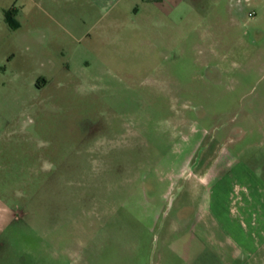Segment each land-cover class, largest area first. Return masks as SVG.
Wrapping results in <instances>:
<instances>
[{
  "label": "rangeland",
  "instance_id": "rangeland-1",
  "mask_svg": "<svg viewBox=\"0 0 264 264\" xmlns=\"http://www.w3.org/2000/svg\"><path fill=\"white\" fill-rule=\"evenodd\" d=\"M69 1L0 0V264H246L209 219L264 179V0H147L104 44L60 24ZM202 202L224 241L194 260Z\"/></svg>",
  "mask_w": 264,
  "mask_h": 264
},
{
  "label": "crops",
  "instance_id": "crops-1",
  "mask_svg": "<svg viewBox=\"0 0 264 264\" xmlns=\"http://www.w3.org/2000/svg\"><path fill=\"white\" fill-rule=\"evenodd\" d=\"M70 1L72 8L68 10L59 9L57 11L58 19L65 28L74 30L73 38L79 44H82L84 39H88L86 44H89V36L93 39V44L108 42L105 39L109 41L113 39L112 41L118 43L124 42L125 36L123 32L119 31L120 27L126 23L127 18H130L134 12L140 11L141 5L150 3L147 0ZM69 32H71V29H69ZM209 161L210 163L205 165L204 170L200 171L199 174L192 173L196 177V182L191 188L192 195L202 193L200 187L195 184L204 183L207 186L210 180L217 181V179L220 180L225 177H222V173L224 172V166H227L225 165L226 161L222 160L221 157H212ZM231 164L232 162L229 165ZM234 165H236V169H240L241 164L238 161L232 164V166ZM242 168L244 169V167ZM235 172L231 170V176ZM238 190L243 191V194L238 197L239 200L230 203L229 219L222 220L218 216H212L209 222L214 225L216 232L218 230L222 231L223 224L227 222L229 225L237 226L240 230V235H225L229 243L228 247L231 249L235 260H245L244 263L246 264H264V179L255 175L247 186L241 189L238 188ZM208 191L210 193L211 190L208 188ZM214 193L215 191L212 192L213 197L210 199L212 202H214ZM209 202L206 204L202 202V207L200 208V204L198 205L199 211L197 213L195 211V215L183 219L184 229L188 228L191 232L189 237L186 236L187 243L184 248L188 254H191V259L194 260L202 254V247L204 248L203 251L206 250L204 245L207 240L213 243L210 252L217 255H221L222 252L221 248L224 240L221 242V237L218 238L215 232L209 235L205 233V216L201 212L208 209ZM209 205L211 207V204ZM184 237L182 235V240ZM224 246H227V244Z\"/></svg>",
  "mask_w": 264,
  "mask_h": 264
},
{
  "label": "trees",
  "instance_id": "trees-1",
  "mask_svg": "<svg viewBox=\"0 0 264 264\" xmlns=\"http://www.w3.org/2000/svg\"><path fill=\"white\" fill-rule=\"evenodd\" d=\"M17 13L16 9L13 7V8H10L8 9L7 11H5V18H6V21L12 26V27H15L17 24L15 23L14 21V16L15 14Z\"/></svg>",
  "mask_w": 264,
  "mask_h": 264
}]
</instances>
